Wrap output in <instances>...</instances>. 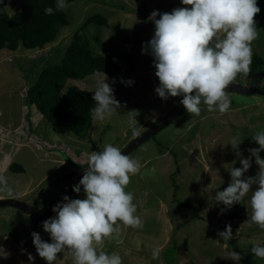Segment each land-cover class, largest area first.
<instances>
[{"label": "rangeland", "instance_id": "374dc122", "mask_svg": "<svg viewBox=\"0 0 264 264\" xmlns=\"http://www.w3.org/2000/svg\"><path fill=\"white\" fill-rule=\"evenodd\" d=\"M1 3L7 14H13L22 7L23 0ZM67 5L69 23L52 42L33 53L0 51V174L7 177L13 193L29 191L18 199L36 206L55 201L68 185L80 180L87 168L86 157L92 151H102L105 144L121 150L181 98L162 100L156 94L159 81L153 57L141 50L154 34L150 13L185 7L181 0H74ZM257 5L259 38L251 46L253 54L264 60V0H257ZM94 13L104 15L108 23L87 26L90 48L120 63V72L106 76L122 107L104 121L93 120L88 132L78 136L66 126L47 122L34 104L25 103V91L30 76L44 65L60 62L74 30ZM102 78V73L94 72L68 84L95 89L97 79ZM129 79L131 85L125 83ZM237 82L249 86L252 81ZM228 95L231 106L227 112H209L203 103L199 116L184 109L154 138L129 154L140 167L131 176L126 191L133 193L136 215L143 227L120 225L119 235L104 244L108 253H119L123 264H233L224 258L229 249L241 253L240 264H264V259L250 251L254 243L264 244V230L247 222L251 192L223 212L224 205L214 201L216 191H222L230 182L228 169L240 167V159L250 157L248 149L259 147L251 136L264 131V94ZM129 111L138 113L133 125L128 122ZM237 134L242 138L240 156L225 144ZM259 155L264 158V150ZM12 162L23 165V173L10 170ZM257 171L258 165L251 157V167L244 175L254 176ZM45 172L47 178L38 183ZM66 174L70 179L64 178ZM0 195L8 197L6 193ZM46 195L50 196L46 202L40 199ZM75 198H85L84 192ZM50 217L54 216L37 217L12 207L0 208V264H47L36 253L31 233L35 231L42 240L51 242L42 228V222ZM226 224L233 233L227 247L217 235ZM153 248L162 250L158 260L152 258ZM29 254L35 263L28 259ZM55 264H73V260L69 253H60Z\"/></svg>", "mask_w": 264, "mask_h": 264}, {"label": "clouds", "instance_id": "9594fccd", "mask_svg": "<svg viewBox=\"0 0 264 264\" xmlns=\"http://www.w3.org/2000/svg\"><path fill=\"white\" fill-rule=\"evenodd\" d=\"M181 4L185 7L163 13L153 10L148 17L154 24V34L141 50L153 57L154 74L159 81L154 91L162 100L181 96L180 103L190 115L199 116L202 103L209 112L223 114L231 106L229 85L238 75L247 76L250 71L251 45L259 38L255 20L260 12L257 0H181ZM67 7L65 0H56V10ZM45 14H53V8H45ZM107 79L103 73L91 91L95 106L90 112L95 121H104L122 107ZM125 83L131 85L133 81ZM137 114L129 111L130 125L137 122ZM251 137L259 147L248 149L250 157H242L240 167L228 169L230 182L222 191H216L214 201L224 205L223 212L251 192L247 222L264 230V158L259 155L264 150V131ZM241 141L237 134L225 144H230L240 156ZM251 157L255 158L258 171L254 176H245ZM86 160L83 176L72 186L76 193L82 186L85 198L65 195L64 202L53 206L56 215L42 222L51 242L42 240L35 231L31 233L36 253L47 264H55L58 254L65 252L71 255L73 264H123L119 253L104 250L105 241L119 235L120 225L143 227L136 215L133 193L126 191L131 176L139 172V161L112 144H105L102 151H92ZM0 193L13 194L4 174H0ZM217 235L227 247L233 236L231 226L226 224ZM161 251L153 248L152 258L158 260ZM250 251L264 259V244L254 243ZM224 258L240 264L242 255L229 249ZM28 259L34 257L29 254Z\"/></svg>", "mask_w": 264, "mask_h": 264}, {"label": "trees", "instance_id": "16d2710c", "mask_svg": "<svg viewBox=\"0 0 264 264\" xmlns=\"http://www.w3.org/2000/svg\"><path fill=\"white\" fill-rule=\"evenodd\" d=\"M71 1L74 0H65L66 4ZM47 7L53 8V14H45ZM68 23L65 9L56 10V0H23L22 7L13 14L6 13L0 0V50L18 52L16 50L19 47L34 49L45 45L52 42ZM92 23L107 25L108 20L99 13L88 16L74 30L59 63L44 65L30 79L24 73L29 82L25 91V103L34 104L47 122L66 126L78 136L85 135L93 122L90 110L95 106V101L91 99V91L94 89H82L68 82L72 79L82 80L94 72L114 75L121 68L115 57L96 54L91 50L86 28ZM263 68L264 60L253 54L247 76L237 77L250 79ZM9 169L14 172L24 171L15 162L9 165ZM64 178L70 179L69 174L64 175ZM175 188L178 187L175 185ZM182 205L190 207L187 203L182 202Z\"/></svg>", "mask_w": 264, "mask_h": 264}, {"label": "water", "instance_id": "95a60500", "mask_svg": "<svg viewBox=\"0 0 264 264\" xmlns=\"http://www.w3.org/2000/svg\"><path fill=\"white\" fill-rule=\"evenodd\" d=\"M264 78V68L258 70L251 76V84L249 86L243 85L237 80L242 79V77H237L236 80L229 85L227 92L229 93H236V94H264V86L260 85V80ZM169 110L166 112L162 117H160L156 122H154L151 126L147 127L146 129L142 130L139 135L134 136L122 149L121 151L123 154L129 155L132 151L138 148L141 144L146 142L147 140L151 139L155 136L159 131L164 129L169 123H171L176 117H178L181 112L185 109L183 105L180 103V100ZM79 182L76 181L74 184H71L68 189H66L55 201H51L45 206H35L32 204H28L18 198L14 197H7V198H0V208L3 207H12L16 208L20 211L28 213L33 216L37 217H48V216H55L56 213L52 211L54 205L57 202H64L63 196L67 195L69 198L74 197L76 192L73 191V185ZM82 186L81 191L82 192Z\"/></svg>", "mask_w": 264, "mask_h": 264}, {"label": "crops", "instance_id": "0c3cea01", "mask_svg": "<svg viewBox=\"0 0 264 264\" xmlns=\"http://www.w3.org/2000/svg\"><path fill=\"white\" fill-rule=\"evenodd\" d=\"M166 12H169V10L168 11H166ZM41 46H43V45H41ZM41 46H38V47H36V48H39V47H41ZM36 48H34V49H22L21 47H19L16 51H18L19 53H29V52H31V53H33V51L36 49ZM1 51V50H0ZM103 74V73H102ZM139 86V85H138ZM93 123V122H92ZM38 160V159H37ZM49 160H46V162H48ZM38 162H43V161H40V159L38 160ZM22 167H23V169L25 170V167L22 165ZM49 171V170H48ZM48 171H46V172H48ZM46 172L44 173V175L42 174V176L40 177V180L38 181V183L40 182V181H42L44 178H47V174H46ZM23 173V172H22ZM68 186H70V185H68ZM28 193H29V191L28 192H25V190L24 191H22V192H20V193H13L11 196H8V197H14V198H23V197H26L27 195H28ZM0 198H7V197H4V196H2V195H0ZM40 199H45V202L48 200V199H50V196L49 197H47V195L45 196V197H41ZM37 200H39V198L37 199ZM33 201V200H32ZM24 202H28V200L27 201H24ZM49 203V201L48 202H46L45 204H48ZM29 204V203H28ZM45 204L44 205H42V206H45ZM36 206V205H35ZM40 207V206H39ZM41 259V258H40ZM33 262L35 263V261L33 260ZM28 264H30V263H28ZM37 264V263H36Z\"/></svg>", "mask_w": 264, "mask_h": 264}, {"label": "flooded vegetation", "instance_id": "af4514ba", "mask_svg": "<svg viewBox=\"0 0 264 264\" xmlns=\"http://www.w3.org/2000/svg\"><path fill=\"white\" fill-rule=\"evenodd\" d=\"M260 85H261V86H264V78H262V79L260 80ZM158 119H159V118H158ZM158 119H157V120H158ZM157 120H156V121H157ZM156 121H155V122H156Z\"/></svg>", "mask_w": 264, "mask_h": 264}, {"label": "bare ground", "instance_id": "6f19581e", "mask_svg": "<svg viewBox=\"0 0 264 264\" xmlns=\"http://www.w3.org/2000/svg\"><path fill=\"white\" fill-rule=\"evenodd\" d=\"M184 262V261H183Z\"/></svg>", "mask_w": 264, "mask_h": 264}]
</instances>
